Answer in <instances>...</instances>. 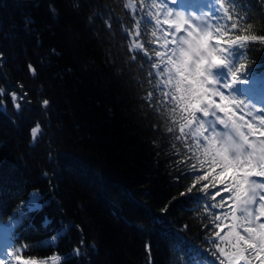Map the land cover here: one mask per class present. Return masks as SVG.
I'll return each mask as SVG.
<instances>
[{"label": "trees", "instance_id": "obj_1", "mask_svg": "<svg viewBox=\"0 0 264 264\" xmlns=\"http://www.w3.org/2000/svg\"><path fill=\"white\" fill-rule=\"evenodd\" d=\"M240 3L224 7L247 15L241 27L252 30L231 34L264 35V0ZM156 12L153 0H0L5 253L46 264L54 255L61 264H227L212 221L228 210L227 199L219 205L229 193L220 191L224 185L212 188L210 177L197 182L210 169L185 147L190 136L177 139L181 122L172 116V97L178 94L159 74L170 29L164 16L156 25ZM134 44L142 48L133 51ZM238 63L264 77V43L250 44ZM12 93L26 94L19 111ZM37 124L41 134L32 145ZM69 224L55 246L46 243ZM82 238L86 254L72 255Z\"/></svg>", "mask_w": 264, "mask_h": 264}, {"label": "snow or ice", "instance_id": "obj_2", "mask_svg": "<svg viewBox=\"0 0 264 264\" xmlns=\"http://www.w3.org/2000/svg\"><path fill=\"white\" fill-rule=\"evenodd\" d=\"M225 3L234 8L244 7L240 0H224L219 6L216 0H205L196 6L189 0H159V4L153 0V6L157 8L153 17L156 25L161 23L159 17L164 16L169 28L175 29L171 32L170 51L165 53L167 60L161 57L160 52L155 55L161 57L164 64L163 71L159 73L167 76L164 83L170 84L178 94L172 97V116L181 122L177 139L190 136L191 141L186 142L185 147L193 152L202 168L207 166L210 169L205 175L197 176V182L210 177L212 188L224 185L220 191L229 193L221 198L219 205L223 209L227 199L228 210L223 211L222 216H214L212 221L215 224L213 235L226 244L225 247L216 245L220 256L227 264H264V77H256L250 67L238 63L250 44L264 43V35L233 36L231 33L235 31L250 32L252 25L242 28L241 22L247 21L248 16L226 9ZM233 15L237 19L233 20ZM213 18L217 22L224 19L225 23L215 27L210 23ZM228 21H231L230 28ZM140 48V44L132 46L133 51ZM29 68L35 75V69L31 65ZM4 94L0 90V96ZM12 99L17 111L21 102H27L26 94L18 96L12 93ZM48 103L43 101L45 108ZM3 107L0 104V108ZM237 112H244L250 119L245 120V115L238 116ZM40 134V125L37 124L31 129L32 145ZM209 184H204L201 189L205 195ZM216 195L219 196L220 192ZM195 198L204 199L203 196ZM17 219L14 215L8 225L15 228ZM222 221L230 222L222 224ZM222 226L226 231L221 235L219 229ZM70 227V224L64 225L61 232L46 243L55 246L62 232ZM15 239L18 237L13 232ZM6 246L12 247V243ZM25 250L21 248L19 251ZM85 254L82 238L72 255ZM5 256L21 261V264H46V261L36 259L22 260L15 251L5 253L3 249H0V264H5ZM49 259L52 264H61L63 260L59 255ZM221 264H224L223 260Z\"/></svg>", "mask_w": 264, "mask_h": 264}, {"label": "rangeland", "instance_id": "obj_3", "mask_svg": "<svg viewBox=\"0 0 264 264\" xmlns=\"http://www.w3.org/2000/svg\"><path fill=\"white\" fill-rule=\"evenodd\" d=\"M189 2H191L194 6H196V5L203 4L205 2V0H189ZM210 23H211V21H210ZM174 31H175L174 28L170 29L169 36L167 34L165 36L166 40L168 41V48H169V50H170V46L172 44V35H171V32H174ZM216 99H217V102H219V98L217 97ZM238 113L241 114V115H245L244 112H238ZM247 119H250V118L245 115V120H247ZM3 233H4V231L0 229V242L1 243L4 241V239H3V235L4 234ZM0 249H3L2 248V244L0 245Z\"/></svg>", "mask_w": 264, "mask_h": 264}]
</instances>
